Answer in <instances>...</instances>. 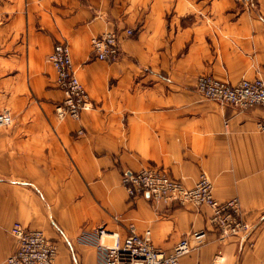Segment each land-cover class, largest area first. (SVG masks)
<instances>
[{
    "label": "crops",
    "instance_id": "crops-1",
    "mask_svg": "<svg viewBox=\"0 0 264 264\" xmlns=\"http://www.w3.org/2000/svg\"><path fill=\"white\" fill-rule=\"evenodd\" d=\"M113 29L120 59H96L91 38ZM56 41L67 43L94 107L63 118L54 138L39 119L37 138L0 135V264L14 248L15 221L56 242L54 264H102L95 229L123 237L129 225L149 230L165 253L206 228L181 264H264V131L256 125L264 110L220 104L195 88L202 73L231 83L264 78V0L249 8L234 0H0V103L9 111H53L62 98L47 59ZM144 166L188 187L206 174L214 197H237L253 229L243 241L220 239L207 206L129 196L121 172Z\"/></svg>",
    "mask_w": 264,
    "mask_h": 264
},
{
    "label": "built area",
    "instance_id": "built-area-1",
    "mask_svg": "<svg viewBox=\"0 0 264 264\" xmlns=\"http://www.w3.org/2000/svg\"><path fill=\"white\" fill-rule=\"evenodd\" d=\"M244 8H249L253 0H234ZM125 34H133L131 28ZM121 36L116 30H106L91 38L92 51L96 59L113 62L121 56ZM56 71V83L63 96L54 104V114L63 119L67 116L78 119L84 110L94 105L87 89L75 73L69 47L65 41L54 42L47 55ZM196 90L205 98L220 104H229L239 109L260 105L264 110V78H241L235 83L220 80L211 74L202 73L196 77ZM12 121L8 109L0 110V126ZM257 128L264 131V116L256 121ZM80 132V131H79ZM121 184L129 196L145 194L155 204L187 203L207 206L210 210L209 224L217 231L218 237L238 236L242 241L253 229L241 214L237 197L218 200L212 193V183L201 173L193 186H186L180 179L155 166H144L136 171L123 170ZM9 232L14 240L13 250L6 256V264H54L57 244L40 229L28 228L15 221ZM104 232L110 234V242L101 243L105 247L102 264H181L180 258L200 246L207 236V229L192 230L183 235L168 253L153 246L150 231H135L128 226L127 234L120 237L117 232L98 228L101 238ZM221 252L214 255L219 261Z\"/></svg>",
    "mask_w": 264,
    "mask_h": 264
},
{
    "label": "rangeland",
    "instance_id": "rangeland-1",
    "mask_svg": "<svg viewBox=\"0 0 264 264\" xmlns=\"http://www.w3.org/2000/svg\"><path fill=\"white\" fill-rule=\"evenodd\" d=\"M122 55V53H121ZM121 57V56H120ZM120 57L118 59H120ZM117 59V60H118ZM116 61V60H115ZM9 106L5 104V101H1L0 103V110L1 109H8ZM94 107V105H93ZM10 109V108H9ZM54 110V107H53ZM12 121L7 124V125H2L0 126V135H3L2 138H22L27 137L28 135L33 138V135L35 138L38 136V129H43L42 127L38 126V123L36 120H41L43 125L46 126L47 130L49 131V136H52L54 138V128L57 126L60 122H62L63 119H59L55 116L54 111H52V106L43 108L41 110L35 109V110H28V111H22V110H15L12 111ZM67 118H73L70 116H67ZM74 119V118H73ZM34 121L33 124H36L35 126L32 127H17L16 124H19L21 122H27L29 124L30 122ZM83 131H81L79 134H82ZM180 206H188L192 210L198 212L200 211L201 206H195L193 204H185V205H180ZM98 228L95 229V232H97ZM108 241V240H106ZM110 242V241H109ZM106 242V243H109ZM6 263V261H5Z\"/></svg>",
    "mask_w": 264,
    "mask_h": 264
},
{
    "label": "bare ground",
    "instance_id": "bare-ground-1",
    "mask_svg": "<svg viewBox=\"0 0 264 264\" xmlns=\"http://www.w3.org/2000/svg\"><path fill=\"white\" fill-rule=\"evenodd\" d=\"M218 199V198H217ZM108 238H110V234L107 232H104L103 234H102V237H101V240H102V242H106V240L108 239Z\"/></svg>",
    "mask_w": 264,
    "mask_h": 264
}]
</instances>
